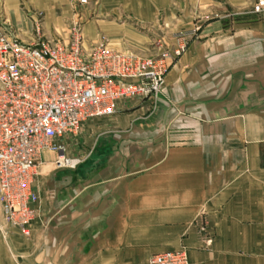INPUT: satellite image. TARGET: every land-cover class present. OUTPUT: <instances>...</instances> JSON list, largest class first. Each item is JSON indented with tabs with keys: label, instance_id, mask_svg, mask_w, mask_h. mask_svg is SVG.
I'll list each match as a JSON object with an SVG mask.
<instances>
[{
	"label": "crops",
	"instance_id": "obj_1",
	"mask_svg": "<svg viewBox=\"0 0 264 264\" xmlns=\"http://www.w3.org/2000/svg\"><path fill=\"white\" fill-rule=\"evenodd\" d=\"M259 3L261 9L253 6ZM74 0H0L22 41L67 38ZM86 44L154 55L156 39L200 25L152 102L119 100L82 123L75 168L37 179L39 212L0 231V264H264V0H86ZM78 144V145H79ZM212 237L203 247L198 217Z\"/></svg>",
	"mask_w": 264,
	"mask_h": 264
},
{
	"label": "built area",
	"instance_id": "obj_2",
	"mask_svg": "<svg viewBox=\"0 0 264 264\" xmlns=\"http://www.w3.org/2000/svg\"><path fill=\"white\" fill-rule=\"evenodd\" d=\"M74 0L67 38L46 37L39 25L34 37L11 36L0 19V231L29 234L36 218L37 179L51 170L75 168L84 157L72 155L82 123L113 116L119 100L154 102L171 65L197 38L200 25L158 38L154 55L108 47L105 35L86 44ZM255 11L261 9L256 3ZM203 247L212 237L203 214L198 217ZM148 264H189L184 248L154 253Z\"/></svg>",
	"mask_w": 264,
	"mask_h": 264
},
{
	"label": "rangeland",
	"instance_id": "obj_3",
	"mask_svg": "<svg viewBox=\"0 0 264 264\" xmlns=\"http://www.w3.org/2000/svg\"><path fill=\"white\" fill-rule=\"evenodd\" d=\"M79 142V141H78ZM79 144V143H78ZM71 150H72V153H76L77 152V150H79V148L81 147V145L79 144V145H75V144H71ZM42 170H46L47 171V173L48 172H50L51 171V168H50V166H46V167H44V168H42Z\"/></svg>",
	"mask_w": 264,
	"mask_h": 264
},
{
	"label": "bare ground",
	"instance_id": "obj_4",
	"mask_svg": "<svg viewBox=\"0 0 264 264\" xmlns=\"http://www.w3.org/2000/svg\"><path fill=\"white\" fill-rule=\"evenodd\" d=\"M26 237V236H25Z\"/></svg>",
	"mask_w": 264,
	"mask_h": 264
}]
</instances>
